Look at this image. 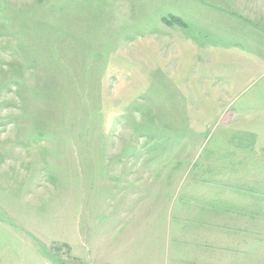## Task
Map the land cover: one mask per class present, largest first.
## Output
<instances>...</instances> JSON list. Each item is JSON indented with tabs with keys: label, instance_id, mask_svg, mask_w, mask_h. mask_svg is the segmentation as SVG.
Returning <instances> with one entry per match:
<instances>
[{
	"label": "rangeland",
	"instance_id": "obj_1",
	"mask_svg": "<svg viewBox=\"0 0 264 264\" xmlns=\"http://www.w3.org/2000/svg\"><path fill=\"white\" fill-rule=\"evenodd\" d=\"M173 199L248 209L217 264H264V0H0V264H211L153 243Z\"/></svg>",
	"mask_w": 264,
	"mask_h": 264
},
{
	"label": "crops",
	"instance_id": "obj_2",
	"mask_svg": "<svg viewBox=\"0 0 264 264\" xmlns=\"http://www.w3.org/2000/svg\"><path fill=\"white\" fill-rule=\"evenodd\" d=\"M174 199L171 202L168 201L160 204V206L158 207V213L162 212L161 217H158L157 213L153 214V225H155L156 228L164 226V229H166V232L164 230H159L160 232H162L160 236H155V232L153 233V243H158L159 241L163 242V240L168 237L169 233L175 235L176 242L184 244L189 241L192 243V241L194 240V234L201 232V237L204 242L203 248L214 249L209 250L215 252V258L212 259L211 264H217L219 263L220 258L222 259V256L224 255L223 253H225L221 243L226 242L230 239L228 228L239 229L240 226L245 225L246 222H248V226H244L247 227L248 230H250V233L248 232V244L245 248L248 249V251H250L251 253H254L256 251L257 240L254 235L256 233V229H251L253 221L251 224L250 218L248 219V209L247 213H243L242 215L240 213V207L238 208L227 204L225 205V200L222 201V206H216V210H218V213L216 215H213L210 213V211H208L207 216L199 218L198 216L193 215L191 212H185L181 215L174 214V205H172ZM248 203H250V201ZM143 208L144 205L141 204L140 209ZM208 208L214 209V207L212 206H209ZM124 211H126L125 207ZM195 211L200 212L201 210L196 209ZM138 217V221L145 222L142 221L140 216ZM175 224L177 225V227L175 226ZM121 229H123L124 232L128 231V229H125L124 227ZM224 232L225 234L221 238L220 236H222ZM217 234L219 238L216 237ZM208 235L211 238L209 240V243H211L212 240L213 246L211 244L208 245ZM227 236L228 239H226ZM107 247L110 252H119L121 256L120 259L104 258L100 259L101 262H99L98 264H159L157 260L158 252H160L161 261H163L164 258H166V260L169 259L171 254V249L168 244H166V246L157 245L155 247H152L154 252V259L150 262V260L146 257V245H142V247H139L136 250V252H139V256L137 254L138 258L136 259V253L134 252H132L133 257H130L131 255L128 250L129 246H125L124 238H116L112 242V244H108ZM198 247L200 248V246ZM180 252L181 254L177 255V257L180 259L179 264H199L189 260L190 258H194L193 253H188L185 250H180ZM79 255L81 256V252H79ZM89 264H96V262H94L93 260H89Z\"/></svg>",
	"mask_w": 264,
	"mask_h": 264
}]
</instances>
